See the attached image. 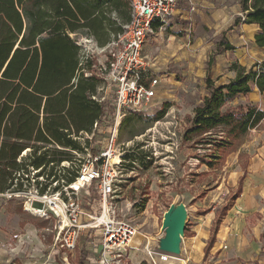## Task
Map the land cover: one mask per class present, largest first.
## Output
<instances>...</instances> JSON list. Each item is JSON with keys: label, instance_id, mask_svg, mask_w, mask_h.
<instances>
[{"label": "rangeland", "instance_id": "1", "mask_svg": "<svg viewBox=\"0 0 264 264\" xmlns=\"http://www.w3.org/2000/svg\"><path fill=\"white\" fill-rule=\"evenodd\" d=\"M187 1L180 0V6L185 10L183 16L169 17L162 30L154 27L143 45L149 77L158 78L155 97L145 111L127 113L117 127L114 148L117 156L121 154V162L116 212L136 226V237L140 240L133 242L126 258L113 257V264H123L120 259L132 257L133 251L138 252L139 264H168L157 258L152 261L145 245L157 249L158 241L164 235L161 228L163 214L171 203L179 202L187 210L185 233L178 256L181 258L170 263L202 264L204 251L199 238L202 232L210 230L215 208L232 202L238 194V179L244 163L246 174L241 193L245 191L247 196L245 209L261 211L264 208V119L248 131L236 151L227 154L223 160L212 161L211 166L195 155L205 154L206 148L191 147L183 139L188 118L193 116L194 108L205 95L206 77L215 84L224 83L234 77V65L248 68L264 59V47L258 48L254 42L257 28L236 21L241 14L240 0H192L196 6L193 11ZM82 40L79 36L78 41ZM227 44L234 48L226 50ZM94 58L96 62H102L104 56L99 53ZM100 88L98 96L104 98V116L92 133H84L78 138L83 151H72L76 159L74 167L87 153H92L91 150H105L114 129V86L103 83ZM241 101L254 102L264 109V93L257 90L241 97ZM29 150H24L22 156L26 157ZM61 165L70 168L71 162L65 160ZM29 169L30 182L24 181L22 190L13 191L16 195L9 196L12 189L0 192V236H5L0 237V253L8 255L5 259L0 257V264H20L21 256L17 255L23 248L18 238L26 224L46 249L49 243L52 245L55 218L51 214L42 216L38 211L25 209L31 196L36 191L40 193L41 182L45 179L41 175L35 176L38 169L31 166ZM61 182L48 184L45 191L52 193L63 190L64 186L72 188L75 180L66 185ZM78 196L86 212L102 215L96 183L80 188ZM249 200L253 201L250 205ZM236 201L237 198L233 205ZM33 206L41 208L39 203ZM258 214L254 213L253 217ZM253 221L247 223L244 235L250 236ZM191 233L195 234L194 238H187ZM44 249L40 246V250L48 255L50 251ZM102 249L100 227L86 228L80 233L74 252L64 254L59 251L52 257L59 264H103Z\"/></svg>", "mask_w": 264, "mask_h": 264}, {"label": "trees", "instance_id": "2", "mask_svg": "<svg viewBox=\"0 0 264 264\" xmlns=\"http://www.w3.org/2000/svg\"><path fill=\"white\" fill-rule=\"evenodd\" d=\"M239 5L236 21L257 26L254 42L263 48L264 0H240ZM129 21L126 0H0V192L22 190L24 181L30 182V166L38 169L36 177H45L40 193L53 182L66 185L75 180L78 166L72 151H83L78 138L92 133L105 112L104 102L96 99L102 84L96 60L82 58L78 37L86 35L103 46ZM233 48L227 44L225 49ZM233 69L234 77L224 83L205 78V95L183 134L191 147L208 150L195 154L208 166L236 151L248 131L264 119V110L241 101L254 88L264 93V59ZM65 160L70 168L61 165ZM242 169L238 194L215 208L204 261L221 218L241 193L246 163Z\"/></svg>", "mask_w": 264, "mask_h": 264}, {"label": "built area", "instance_id": "3", "mask_svg": "<svg viewBox=\"0 0 264 264\" xmlns=\"http://www.w3.org/2000/svg\"><path fill=\"white\" fill-rule=\"evenodd\" d=\"M126 1L130 9V21L122 26L123 31L116 38L103 46H98L92 39L85 40L89 45L84 44L82 39L78 41L82 47L83 59L95 57L99 53L104 56L102 62H96V74L102 79V84L114 86L115 122L109 143L105 150L96 155L87 153L78 165L75 177V181H80L82 187L91 183L97 184L103 213L94 216L91 212H86L81 206L78 190L69 186L52 193L36 191L29 199L31 205L41 204V208L37 209L39 215L51 214L55 218L52 248L64 254L75 251L80 233L84 229L100 227L103 234V264H113V257L126 258L128 250L132 248V240L138 233L131 221L120 217L116 212L115 198L121 161L116 164L110 160L115 154L116 129L122 117L127 113L145 111L156 95L158 78L149 77L150 68L142 54L148 33L152 31L154 24L158 23L157 28L162 30L169 17L181 15L180 0ZM188 2L192 6V0ZM96 99L103 101L104 98L97 96ZM11 195L16 193L11 191L9 196ZM104 212L106 219H103ZM145 249L151 260L155 261L159 254L157 249L147 245Z\"/></svg>", "mask_w": 264, "mask_h": 264}, {"label": "crops", "instance_id": "4", "mask_svg": "<svg viewBox=\"0 0 264 264\" xmlns=\"http://www.w3.org/2000/svg\"><path fill=\"white\" fill-rule=\"evenodd\" d=\"M188 5L191 11H193L196 8L194 4H192L191 6L189 2ZM179 11L181 12L180 16H183L185 10L182 8V6H180V4H179ZM245 25H254V24H245ZM80 38L83 39V41L87 39H92L91 37L82 38V36H80ZM92 41L94 40L92 39ZM253 90H257V89L254 88ZM246 198L247 196L244 191V193H241L239 197H237L236 203L232 205V207L228 210L226 216L222 219V222L220 223L219 229L215 236L216 237L215 242L212 245V247L209 249L210 253L208 252L205 261H203V263L264 264V208L261 211L257 209H254L253 211L249 209L246 210L245 209ZM252 202H253L252 200H249L248 204L250 205L252 204ZM256 212L259 214L258 217L254 218L253 215ZM250 220H254L251 226V230H252L250 233L251 237L244 235V230H246V225ZM27 225L28 224H26V226L24 227L22 233L19 234V238H18V241L21 242L20 245L23 248V250H21L17 255V256H21L19 259L20 264H59L53 259L54 257H52L54 256L53 253L55 251L56 252L59 251L53 249L50 243L46 249L41 239H38L37 236L32 231V229ZM209 232L210 231H207V233L202 232L201 234L202 236L199 238V242L202 243L201 246L202 249H204L206 240L209 237ZM194 235L195 234L193 233L192 236H188L187 238H194ZM0 237L5 238L4 235H1ZM40 246L43 249L45 248L47 252L50 251V253L48 255H46V253L44 254L42 250H40ZM135 246L137 247L136 243ZM16 247H19V245L16 244ZM137 253H138L137 251H133L132 257L130 255L128 259L121 260L122 263L139 264L141 259H138L139 255H137ZM163 255L166 254L161 253L159 254V256L157 255V258L159 259L160 256ZM7 256H8L7 254L5 255L0 253V257L3 259L7 258ZM62 256L64 255L62 254ZM58 257H60V255H58Z\"/></svg>", "mask_w": 264, "mask_h": 264}, {"label": "water", "instance_id": "5", "mask_svg": "<svg viewBox=\"0 0 264 264\" xmlns=\"http://www.w3.org/2000/svg\"><path fill=\"white\" fill-rule=\"evenodd\" d=\"M187 210L182 202L171 203L165 210L161 228L164 235L159 239L157 251L170 256L181 254V242L184 236Z\"/></svg>", "mask_w": 264, "mask_h": 264}, {"label": "bare ground", "instance_id": "6", "mask_svg": "<svg viewBox=\"0 0 264 264\" xmlns=\"http://www.w3.org/2000/svg\"><path fill=\"white\" fill-rule=\"evenodd\" d=\"M116 131H117V129H116ZM119 158H120V160H119ZM110 160H111V162H113V163H116V164H118L120 161H121V154H118V156L116 155V154H114L113 156H111V158H110ZM72 187L73 188H75V189H77V190H79L80 188H82V183L80 182V181H75L74 182V184L72 185ZM26 210L27 211H38L37 210V207H34L33 205H31L30 204V202L28 201L27 203H26ZM103 219H106V212H104V214H103ZM136 236H137V234H136ZM135 236V238L132 240V244H133V242L135 241V242H137V241H139L140 240V237L138 238V237H136ZM158 252V251H157ZM159 253V252H158ZM157 254V253H156ZM160 254V253H159ZM159 254H157L158 256H159ZM163 254V253H162ZM157 255H156V258H157ZM173 256H170V255H163V256H160V258L158 259L160 262H161V260L162 261H164L165 263H168V264H171L170 262H172L173 260H180V258L181 257H176L175 256V258H172ZM185 262V261H184Z\"/></svg>", "mask_w": 264, "mask_h": 264}]
</instances>
